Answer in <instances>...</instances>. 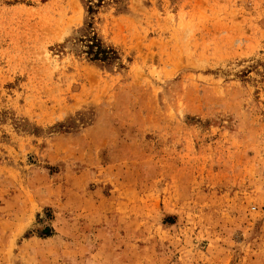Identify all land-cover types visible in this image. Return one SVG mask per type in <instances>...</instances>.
<instances>
[{
    "label": "rangeland",
    "instance_id": "1",
    "mask_svg": "<svg viewBox=\"0 0 264 264\" xmlns=\"http://www.w3.org/2000/svg\"><path fill=\"white\" fill-rule=\"evenodd\" d=\"M0 0V264H264V0Z\"/></svg>",
    "mask_w": 264,
    "mask_h": 264
},
{
    "label": "trees",
    "instance_id": "2",
    "mask_svg": "<svg viewBox=\"0 0 264 264\" xmlns=\"http://www.w3.org/2000/svg\"><path fill=\"white\" fill-rule=\"evenodd\" d=\"M86 9L88 17L91 22L81 30L77 39V45L79 46V53L85 55L86 59L91 62H98L109 65L117 59V53L111 49L102 45L93 31L92 21L94 15L98 10L105 5H121L122 0H81Z\"/></svg>",
    "mask_w": 264,
    "mask_h": 264
}]
</instances>
